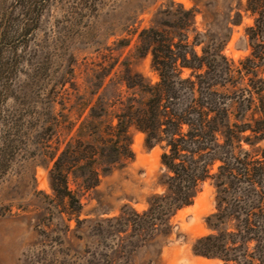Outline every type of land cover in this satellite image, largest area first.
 <instances>
[{
    "label": "trees",
    "instance_id": "16d2710c",
    "mask_svg": "<svg viewBox=\"0 0 264 264\" xmlns=\"http://www.w3.org/2000/svg\"><path fill=\"white\" fill-rule=\"evenodd\" d=\"M50 1L2 6L1 66L5 50L15 54L14 65L21 62ZM155 4L147 23L138 21ZM96 5L85 0L83 10ZM245 11L254 18L246 28L250 54L236 63L224 50L233 26L242 23L240 6L227 5L207 32L196 27V6L175 0L136 6L122 28L100 33V62L89 95L79 98L78 122L63 114L69 90L63 99L40 92L31 114L20 118L3 115L0 91V178L29 146L26 159L49 172L52 191L36 190L31 203L44 246L36 256L40 264H134L140 250L167 244L174 217L194 204L206 182L215 189V208L194 254L216 264H264V0H246ZM133 42L140 56H151L156 81L116 54ZM61 83L76 85L72 77ZM109 86L115 94L107 98ZM134 132L144 135L146 147L162 149L159 190L144 210L125 204L116 215L83 218L84 198L101 177L135 159Z\"/></svg>",
    "mask_w": 264,
    "mask_h": 264
},
{
    "label": "rangeland",
    "instance_id": "374dc122",
    "mask_svg": "<svg viewBox=\"0 0 264 264\" xmlns=\"http://www.w3.org/2000/svg\"><path fill=\"white\" fill-rule=\"evenodd\" d=\"M84 1L51 0L39 26L30 35L27 53L18 64L14 65L15 54L5 50L0 65V91H4L6 96L3 115L20 118L22 114H31L34 110L32 104L40 92L55 91L63 99L61 96L69 90L73 97L69 101L70 95H65L63 114L78 122L82 113L79 98L89 95L94 69L100 62L97 47L101 40L100 33L112 27L122 28L133 8L155 0H96V8L90 13L83 10ZM175 1L187 8L196 6L200 10L196 16V27L201 32L212 28L216 18L221 19L227 5L234 8L240 6L242 23L233 26L224 52L236 63L250 54L246 28L254 23V18L245 11L246 0ZM15 2L0 0V28L2 6L8 9ZM157 7V4L152 5L140 15L138 21L145 19L143 23L146 24ZM114 40L112 36L108 43ZM116 52L129 61L133 70L154 81L158 79L151 67V56H140L136 42ZM19 53L24 54L25 50L21 48ZM66 77L73 78L75 88L70 83H61ZM114 94L113 87L109 86L105 90L107 98ZM61 108L62 105L58 103L56 110L60 111ZM132 148L135 159L125 167L103 175L99 186L84 198L83 218L116 215L125 204L140 211L148 207L150 195L159 190L157 174L161 166L162 149L160 146L146 147L141 132H134ZM32 150L29 146L20 151L16 164L0 178V264H40L36 256L44 246L39 243L41 239L35 227L37 210L31 203L36 190L50 193L52 189L46 166L26 159ZM188 207H191L189 211L182 212L184 208L174 217L175 232L167 244L140 250L135 255L134 264H214L193 252L195 239L207 234L206 217L215 208V189L210 182L205 183L194 204ZM72 225L75 226L74 221ZM73 241L78 244L76 239ZM53 257L54 254L50 253L48 262Z\"/></svg>",
    "mask_w": 264,
    "mask_h": 264
},
{
    "label": "bare ground",
    "instance_id": "6f19581e",
    "mask_svg": "<svg viewBox=\"0 0 264 264\" xmlns=\"http://www.w3.org/2000/svg\"><path fill=\"white\" fill-rule=\"evenodd\" d=\"M138 142H139V139H138ZM190 209H191V207H187V208H185L182 212H187V211H189ZM207 262H212V263L215 264V261H212V260H207Z\"/></svg>",
    "mask_w": 264,
    "mask_h": 264
}]
</instances>
